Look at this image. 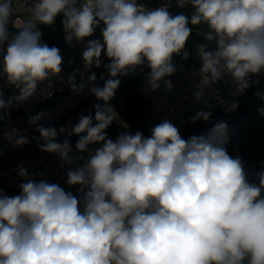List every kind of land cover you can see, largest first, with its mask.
<instances>
[{
    "label": "clouds",
    "instance_id": "obj_1",
    "mask_svg": "<svg viewBox=\"0 0 264 264\" xmlns=\"http://www.w3.org/2000/svg\"><path fill=\"white\" fill-rule=\"evenodd\" d=\"M172 3L0 0V77L17 93L5 99L0 91V120L36 95L50 96L46 89L60 80L64 54L42 41L39 27L57 17L68 46L84 42L83 70L63 82L74 96L87 90L102 102L75 125L45 126L51 116L42 111L28 116L31 129L3 132L13 148L34 140L39 151L54 154L66 184L80 195L18 165L19 193L0 188V264H264V170L249 181L241 156L227 150V122L185 139L164 119L146 137L131 132L109 103L120 77L145 63L143 90L171 93L168 78L178 71L173 57L189 58L186 44L201 26L199 67L186 77L191 96L184 99L203 108L190 122L210 121L208 90L218 93L226 78L241 93L257 87L254 94L264 102L260 81L251 79L264 74V0H175L190 15H172ZM21 12L26 16L17 22ZM101 67L108 74H100L102 86L92 71ZM257 111L264 117V107ZM113 123L125 129L115 140L107 131ZM30 130L38 136L30 138Z\"/></svg>",
    "mask_w": 264,
    "mask_h": 264
},
{
    "label": "built area",
    "instance_id": "obj_2",
    "mask_svg": "<svg viewBox=\"0 0 264 264\" xmlns=\"http://www.w3.org/2000/svg\"><path fill=\"white\" fill-rule=\"evenodd\" d=\"M140 2L151 8L160 6L164 0H140ZM28 6H30V4ZM174 7H176L175 1H173L169 11L171 12ZM25 16L26 12H21L17 17H14V19L20 22ZM39 27L41 30V25ZM10 29L13 28L10 26ZM13 30L15 31V29ZM61 34L63 43L68 46L64 40L63 29H61ZM71 48H73L71 52L64 54L65 63L63 65V71L60 74V80L54 81L53 88L46 89V93L51 92V95H36L29 101L13 107L10 111L6 112L3 120H0V188H3L10 196L19 193V184L22 181L18 177L15 169L21 163L24 164L30 174L44 173L43 177L37 175L35 177L37 180L43 178L49 182L57 183L60 186L66 185L68 191H72L77 196L80 195L75 187L69 188L66 184L65 169L60 167V161L54 154L39 151L34 140L27 145L13 148L3 139L2 135L3 132L7 131L10 127L18 128L21 131L26 128L31 129L32 126L28 123V116L42 111L48 112L51 116V120L45 119V126L49 124L57 127L68 124L75 125L82 114L87 115L92 113L94 111V105L96 103H102L97 101L94 96L88 94L87 90L80 96H74L63 82L66 81L69 73L73 72L74 69L80 68L83 70L84 68L81 56L84 50V42H74V46ZM69 60L73 61L71 65L68 64ZM175 64L177 65L178 71L174 76L168 78L172 81L174 86L171 93H166L163 87L156 92H147L143 90V85L146 83V75L150 71L146 63L138 67L135 73L124 76V78L134 82L138 92L149 103L154 117V125L160 123L164 119H168L181 130L188 124H191V117L194 116L197 111H200L203 105L196 102L194 98L184 99L185 95L191 96V94L187 92L190 85L186 77L199 67V63L181 61ZM92 71L96 72L98 78L97 83L102 86L103 81L99 80L100 73L96 68H93ZM77 79H79V77H77ZM251 79H258L260 81L258 88L260 91L264 92V74L252 76ZM41 87H43V85H41ZM216 87L219 89L218 93L213 90H208L207 99L209 101V107L204 110L211 111L213 115L224 114L228 116L235 114L239 110L240 99L246 92L253 88L257 89V87H249L241 93L237 90L236 85L227 78L225 82ZM0 91L3 92L5 99L17 94L16 90L9 86L3 77H0ZM217 95L220 97V101L217 100ZM109 103L114 107L113 99ZM233 103L236 104L237 107L235 110L229 111L228 106ZM260 107H264V102L261 101ZM112 126L116 133V137L121 132L125 131V129L118 127L115 123H113ZM130 131L135 133L138 130L130 126ZM34 136H38V133L30 130L29 137L31 138ZM63 138V135H61L60 139L63 140ZM115 138L113 140H115ZM76 140V136L71 137L73 149H75ZM92 147L94 148L96 146ZM85 155L87 154L85 153Z\"/></svg>",
    "mask_w": 264,
    "mask_h": 264
},
{
    "label": "trees",
    "instance_id": "obj_3",
    "mask_svg": "<svg viewBox=\"0 0 264 264\" xmlns=\"http://www.w3.org/2000/svg\"><path fill=\"white\" fill-rule=\"evenodd\" d=\"M175 1V0H173ZM180 12L190 15V8L174 7L171 11L172 15ZM61 19L57 17L56 22L52 26L41 25L43 33L42 41L49 46H57L63 54L69 53L73 48L66 46L63 43L61 34ZM203 28H193L192 35L186 44V50L190 55L187 60H183L181 56H174L173 62H187L199 63V57L196 54L197 46L204 42L202 37L198 35V31ZM10 31H14L10 29ZM99 29L94 38H99ZM104 64L109 63L107 57L102 56ZM100 74L104 73L107 78L106 70L101 67L96 69ZM121 84L116 91L113 98V105L120 117L127 122L133 129L141 131L146 137L150 136V129L154 125V117L149 103L138 92L134 82L120 77ZM256 88L246 92L240 99L239 110L231 115L214 114L210 121L205 123L197 121L182 128L180 134L183 138L187 139L192 135H205L215 122L220 120L226 121L228 125V135L230 142L227 145L228 152L235 156L239 154L245 164V172L250 182L256 181L257 173L264 170V117L259 115L258 108L261 106V101L256 98ZM94 115V111L92 112ZM108 135L114 139L116 133L111 125L109 127ZM68 191L66 185H62Z\"/></svg>",
    "mask_w": 264,
    "mask_h": 264
},
{
    "label": "bare ground",
    "instance_id": "obj_4",
    "mask_svg": "<svg viewBox=\"0 0 264 264\" xmlns=\"http://www.w3.org/2000/svg\"><path fill=\"white\" fill-rule=\"evenodd\" d=\"M121 118V117H120ZM122 119V118H121ZM123 120V119H122Z\"/></svg>",
    "mask_w": 264,
    "mask_h": 264
},
{
    "label": "crops",
    "instance_id": "obj_5",
    "mask_svg": "<svg viewBox=\"0 0 264 264\" xmlns=\"http://www.w3.org/2000/svg\"><path fill=\"white\" fill-rule=\"evenodd\" d=\"M120 116V115H119Z\"/></svg>",
    "mask_w": 264,
    "mask_h": 264
}]
</instances>
